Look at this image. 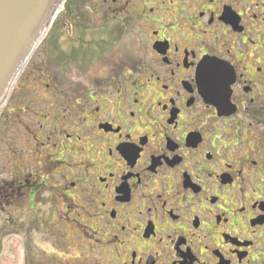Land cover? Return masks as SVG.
<instances>
[{"label":"flooded vegetation","instance_id":"obj_1","mask_svg":"<svg viewBox=\"0 0 264 264\" xmlns=\"http://www.w3.org/2000/svg\"><path fill=\"white\" fill-rule=\"evenodd\" d=\"M75 6L0 115V264H264V0Z\"/></svg>","mask_w":264,"mask_h":264},{"label":"water","instance_id":"obj_2","mask_svg":"<svg viewBox=\"0 0 264 264\" xmlns=\"http://www.w3.org/2000/svg\"><path fill=\"white\" fill-rule=\"evenodd\" d=\"M68 0H0V115Z\"/></svg>","mask_w":264,"mask_h":264},{"label":"rangeland","instance_id":"obj_3","mask_svg":"<svg viewBox=\"0 0 264 264\" xmlns=\"http://www.w3.org/2000/svg\"><path fill=\"white\" fill-rule=\"evenodd\" d=\"M69 1H71V0H69ZM71 2H70V4L69 3L66 4V6L64 7V10L59 14V16H58V18L56 20V23L63 21L64 15H65V11H66V7L68 6V4L72 5V6H75V4L77 5L78 0H72ZM75 8H76V6H75ZM75 11H76V9H75ZM55 24H54L53 27H55ZM62 38L63 37H61V35H60V39H62ZM47 39H46V41H47ZM46 41H44L40 45V47L38 48L37 52L35 53V55L33 56L32 60L30 61L28 67L26 68L24 74L22 75V77L20 78L19 82L16 85V87H21L22 88V89H19L18 91L28 92L27 96H29V97H31V96L35 97L37 95L34 92L35 88L37 86H46V85L52 84L51 75L49 74V72H47V66H48L49 58H48L47 54L44 51V45L46 44L45 43ZM59 59H60V61H62L65 58L61 54ZM99 69H100V67L98 66L95 69V71H98ZM67 77H64V78H66L65 79L66 82H68V81L72 82V76L69 75ZM64 78L60 77L59 81L63 80ZM25 96H26V94H25ZM15 99H16V96L14 97L13 102L16 101ZM1 120L2 119L0 118V147L2 146V139H1V133L2 132H1V129H2V126H3V123H2ZM19 223H24V222H19ZM11 224L13 226L15 225V223H10V222L6 221L5 219L0 218V230H2L4 225L10 226Z\"/></svg>","mask_w":264,"mask_h":264},{"label":"trees","instance_id":"obj_4","mask_svg":"<svg viewBox=\"0 0 264 264\" xmlns=\"http://www.w3.org/2000/svg\"><path fill=\"white\" fill-rule=\"evenodd\" d=\"M71 1H72V0H71ZM71 1H69L68 3L70 4ZM69 4H68V5H69ZM56 30H57L59 33H57V35L55 36L54 32H55ZM62 30H63L62 26H61L60 24L56 23V24H55V27L53 28L52 32H51L50 35L48 36V39H47V41H46L45 43L48 44L49 41H50V39H51L52 37L60 38V35H61V37H63V32H62ZM58 58H59V56H58Z\"/></svg>","mask_w":264,"mask_h":264}]
</instances>
